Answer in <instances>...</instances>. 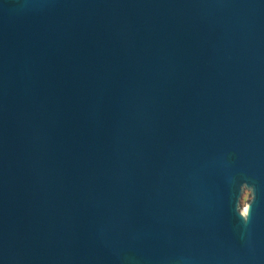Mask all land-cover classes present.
<instances>
[{"label":"water","instance_id":"obj_1","mask_svg":"<svg viewBox=\"0 0 264 264\" xmlns=\"http://www.w3.org/2000/svg\"><path fill=\"white\" fill-rule=\"evenodd\" d=\"M0 264H264V0H0Z\"/></svg>","mask_w":264,"mask_h":264}]
</instances>
